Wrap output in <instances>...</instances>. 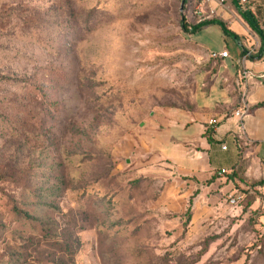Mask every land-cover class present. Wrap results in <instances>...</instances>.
I'll list each match as a JSON object with an SVG mask.
<instances>
[{
	"label": "rangeland",
	"instance_id": "1",
	"mask_svg": "<svg viewBox=\"0 0 264 264\" xmlns=\"http://www.w3.org/2000/svg\"><path fill=\"white\" fill-rule=\"evenodd\" d=\"M221 3L0 0V264H260L253 220L162 214L160 181L117 153L155 108L187 106L182 24Z\"/></svg>",
	"mask_w": 264,
	"mask_h": 264
},
{
	"label": "crops",
	"instance_id": "2",
	"mask_svg": "<svg viewBox=\"0 0 264 264\" xmlns=\"http://www.w3.org/2000/svg\"><path fill=\"white\" fill-rule=\"evenodd\" d=\"M222 3L211 8V15L198 17L221 21L234 37L224 36L216 25L188 36L200 68L191 77L187 106L155 108L121 141L117 153L138 176L160 181L153 207L162 214H182L191 200L192 221L251 219L264 235V185L252 186L264 179V53L257 57L263 44L259 34L264 37V0ZM224 51L226 60L210 57ZM239 67L255 77L246 98L249 113L240 121L230 116L240 106L235 85ZM234 193L242 202L230 207L224 195Z\"/></svg>",
	"mask_w": 264,
	"mask_h": 264
},
{
	"label": "built area",
	"instance_id": "3",
	"mask_svg": "<svg viewBox=\"0 0 264 264\" xmlns=\"http://www.w3.org/2000/svg\"><path fill=\"white\" fill-rule=\"evenodd\" d=\"M241 2L243 3L244 0H241ZM210 57L212 59L219 58L222 60H226L228 58V53L226 51H224L220 54L211 53ZM254 78H255L254 75L249 70H247L243 67L238 68L236 79H235V85H236V88L238 90V95H239V99H240V106L238 109L231 112L230 116L236 118L239 121L242 120L249 113V108H248L247 103H246V98L248 95V89H249L250 82ZM261 78H264V75H262ZM210 124L214 125L215 121H212ZM220 174L223 175L224 172L222 171V172H220ZM239 201H240V198L235 193L232 195L226 196V203L230 207H236L238 205Z\"/></svg>",
	"mask_w": 264,
	"mask_h": 264
},
{
	"label": "trees",
	"instance_id": "4",
	"mask_svg": "<svg viewBox=\"0 0 264 264\" xmlns=\"http://www.w3.org/2000/svg\"><path fill=\"white\" fill-rule=\"evenodd\" d=\"M198 18H199V17H198ZM182 25H183V31H185V32L188 33L189 35H190V34H194V33H196L197 31H199V30H200L202 27H204V26H208V25H216V26H218V27L221 29V31H222V33H223L224 36H226V37L233 36V35H232V34H231V33L225 28L224 24H223L221 21H218V20L204 21V20L202 19V17H201V18L198 19V22L195 23L194 25H190V26L187 27V24H185V21L183 22ZM259 36H260V38L262 39L263 44H262V47L260 48V51H259L257 57L260 56V55H262V54H261L262 52L264 53V37H263L262 34H259ZM233 37H234V36H233ZM242 54H244V53H242ZM263 55H264V54H263ZM239 163H240V162H239ZM239 163H238V165H239ZM234 176L236 177L237 175H234ZM262 185H264V179L261 180V181H259V182H257V183L252 184V186H262ZM241 202H242V201L240 200L238 204H241ZM190 206H191V200L188 202V205H187L186 208H188V207H190ZM14 211H15V213H17V214H20V212H19L17 209H15ZM188 211H189V209L186 211V215H187ZM22 215H23V217H24L25 219H29V218H30V217L27 216V214H22Z\"/></svg>",
	"mask_w": 264,
	"mask_h": 264
},
{
	"label": "water",
	"instance_id": "5",
	"mask_svg": "<svg viewBox=\"0 0 264 264\" xmlns=\"http://www.w3.org/2000/svg\"><path fill=\"white\" fill-rule=\"evenodd\" d=\"M183 1L181 2V6H180V11L182 10V8H183Z\"/></svg>",
	"mask_w": 264,
	"mask_h": 264
}]
</instances>
